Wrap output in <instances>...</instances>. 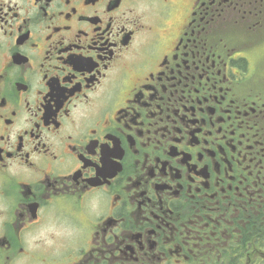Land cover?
Segmentation results:
<instances>
[{"label": "flooded vegetation", "instance_id": "flooded-vegetation-1", "mask_svg": "<svg viewBox=\"0 0 264 264\" xmlns=\"http://www.w3.org/2000/svg\"><path fill=\"white\" fill-rule=\"evenodd\" d=\"M0 264H264V0H0Z\"/></svg>", "mask_w": 264, "mask_h": 264}]
</instances>
